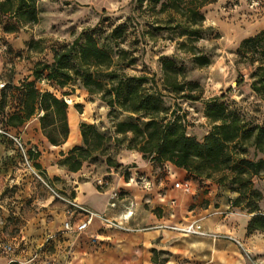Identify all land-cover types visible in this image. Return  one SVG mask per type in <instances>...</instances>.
Returning <instances> with one entry per match:
<instances>
[{
  "label": "rangeland",
  "instance_id": "374dc122",
  "mask_svg": "<svg viewBox=\"0 0 264 264\" xmlns=\"http://www.w3.org/2000/svg\"><path fill=\"white\" fill-rule=\"evenodd\" d=\"M149 4V0L143 3H136L134 0H36L39 11L37 22L24 24L19 30L12 32L3 30L6 18L0 23V75L11 82L16 76L25 78L38 60L51 59L54 47L70 44L83 30L94 31L99 44L110 48L115 60L118 49L126 50L127 54L119 63L126 73L148 76L154 74L157 85L164 95L165 104L170 108H179L178 113L184 115L189 135L202 139L211 129L212 123L205 116V107L214 97H219V101L236 111L244 122L264 125V100L250 87V73L254 65H250L243 56L236 53L242 38L264 28V0H215L201 8L204 18L193 24L186 18L181 8L176 10L169 7L159 11V2L155 4V8ZM9 21L13 19L10 18ZM116 25L123 27V35L114 40L110 36V31ZM191 29H198L199 36L188 41L187 36ZM193 51L208 55L211 62L199 66L193 59ZM162 57H172L176 64L182 67L177 75L178 81H191L198 85L192 89L194 94L201 95L198 100L182 99L179 97L181 93L173 94L164 89ZM131 58H135V61L126 65ZM237 80L241 82L237 83ZM63 91L70 92L71 96L67 97L72 98L70 105L79 113L85 110V113L94 118L93 122L88 123H94L96 128L104 133L114 135V123L129 118L126 112L118 110L111 112L99 94H89L86 89L81 90L78 82L74 86L68 85L61 90L57 89L60 96ZM221 94L223 97H220ZM11 96H13L11 92H7L0 104V121L6 118L3 110L10 104ZM80 102L84 103V109ZM77 104H80V107ZM125 149L120 144L114 145L111 142L105 153L117 159L121 150ZM243 156L251 158L253 148L248 146ZM104 158L105 155H99L96 160L85 161L82 167L100 171L106 166ZM10 166L12 173L16 171L20 180L18 182L6 180L0 196L6 200L5 204L11 203L12 200L22 201L20 215L31 208L37 213L38 210L30 205L33 192L40 198L53 194L51 206L54 208L59 209L66 204L60 197L64 196L63 190L52 182L56 181V178L48 177L44 169L34 165L39 175L37 176L26 169L14 155ZM153 174L156 175L157 183L160 180L165 183L170 170L168 166L157 165L154 166ZM12 176L13 174L10 175ZM84 178L85 176H82V179ZM217 178L219 177L215 176L210 180L216 183ZM204 180L205 178L197 179L200 191H208L211 185ZM251 180L252 188L262 193L256 203L259 209L264 211V174L252 176ZM50 186L57 192H52ZM220 188L224 197L223 203L230 205L228 201L235 198L237 192L231 191L223 184H220ZM217 201L218 203L214 199L208 208L209 200L203 199V213L181 218L176 224L185 226L197 220L196 223L203 229L200 222L213 217L216 226L227 225L225 229H215L213 233L230 234L235 225L234 221L238 222L237 219L230 217L231 214L247 213L250 217L252 215L248 212L249 207L245 205V200L238 206L229 207L221 205L222 201ZM138 212L141 214L140 218H143L140 223L146 227L159 223L169 224L165 220L157 222L148 219L151 213L157 216L162 214V208L155 206L150 200L143 202ZM50 216L52 214L49 213L48 218ZM181 232L186 239L179 240L178 246L184 255L179 261L170 264H252L239 245L242 256L238 254L235 257L228 248L222 250L208 248L205 237L200 234L183 230ZM168 256L169 251L164 250L159 259L166 257L167 260Z\"/></svg>",
  "mask_w": 264,
  "mask_h": 264
},
{
  "label": "trees",
  "instance_id": "16d2710c",
  "mask_svg": "<svg viewBox=\"0 0 264 264\" xmlns=\"http://www.w3.org/2000/svg\"><path fill=\"white\" fill-rule=\"evenodd\" d=\"M134 1L143 3L148 0ZM213 1L215 0H149V5L155 8V4L159 2V11L169 7L176 10L181 8L193 24L203 20L201 8ZM38 13L36 0H0V23L6 18L3 23L5 32L17 31L24 24L37 22ZM10 18L13 21H9ZM189 31L187 40L197 39L199 30ZM122 35L121 25L114 26L110 31L114 40ZM192 53L199 66L211 62L206 54L197 51ZM236 53L243 56L250 65H254L250 73V87L264 100V28L242 38ZM117 54L115 60L111 49L99 44L94 31L83 30L70 44L54 47L50 60H38L35 63L33 79L23 81L18 87L14 86L19 93L23 114L15 111L0 121V125L20 132L15 126L31 115L42 112L39 120L43 134L52 144L63 143L69 135L68 102L65 97L70 92L63 91L62 96H58L50 89H41L37 82L44 80L49 87L60 90L78 82L89 94H99L111 112H126L129 118L114 123V135L100 131L94 123L82 122L81 143L72 146L66 153L61 152L58 165L69 171H77L85 161L96 160L99 155H105L106 166L119 169L127 177L128 169L137 165L122 164L105 153L111 142L114 145L120 144L126 149L140 152L142 158L154 166L174 165L183 168L192 179H214L218 176L216 183L219 188L223 184L237 192V196L228 201L230 205L238 206L245 200V205L249 207L248 212L252 215L247 223V232L264 231V211L256 203L262 193L252 188L251 180L252 176L264 174V125L244 122L236 111L219 101V97H214L205 107V116L212 123L211 129L202 139L189 135L184 115L178 113L179 108H170L165 104L154 74L148 76L126 73L119 63L127 52L121 48ZM134 61L135 58H131L126 65ZM161 68L164 73V89L168 92L181 93L179 97L187 100H198L201 97L192 92L198 86L196 83L177 80L182 67L172 57H162ZM240 82L237 80V83ZM10 85L7 83L1 91L0 104L7 91L13 89ZM220 97H223L222 94ZM77 106L80 107V104ZM1 139L11 145L12 158L14 155L20 160L21 155L12 143ZM248 146L253 148L251 158L243 156ZM29 154L33 164L40 168V164L36 162L40 152L29 146ZM163 252L164 250L152 248L154 264L166 262V257L159 259Z\"/></svg>",
  "mask_w": 264,
  "mask_h": 264
},
{
  "label": "crops",
  "instance_id": "0c3cea01",
  "mask_svg": "<svg viewBox=\"0 0 264 264\" xmlns=\"http://www.w3.org/2000/svg\"><path fill=\"white\" fill-rule=\"evenodd\" d=\"M28 73L25 78L16 76L12 82L0 75L13 86V89L7 91L13 96L10 104L3 110L5 117L15 111L23 114L19 98L17 99L19 93L14 86L18 87L23 81L34 78L32 70ZM37 85L41 89L47 88L51 91L54 89L42 82H37ZM81 90L85 89L81 88ZM53 92L60 96L57 89ZM68 96L71 94L65 97L68 102L69 135L63 143L52 144L43 134L39 120L42 112L31 115L15 127L21 132L27 144L40 152L36 162L47 172L48 177L56 178V181L52 180V182L63 190L62 197L72 199L92 210L106 212L110 217L122 218L126 214L124 225L128 229L107 228L99 219H94L83 231H68L64 229V222L72 220L77 223L82 216L76 214L72 219L67 213L68 204L64 199L66 204L57 209L51 206L53 194L40 198L36 192H33L30 205L38 210L37 213L31 208L20 215L22 201L12 200L11 203L5 204L6 200L0 196V264H44L48 259L54 264H154L152 248L169 251L164 264L179 261L184 255L183 250L178 246L179 240L186 238L182 236L184 233L176 222L181 218L203 213V199L209 200L208 208L211 207L214 199L216 203L217 200L222 201L220 204L227 207L226 202L223 203L224 197L218 184L205 179L206 183H211L209 190L200 191L197 179H191L192 191L185 193L174 188L173 183L186 176V170L174 165H168L170 174L166 176L165 183L162 180L157 183L156 175L153 174L154 165L143 159L140 152L131 149L121 150L117 161L122 164L135 163L136 168L151 179L152 185L148 189L136 183H128L123 173L112 167L105 166L100 171L89 170L87 167L69 171L58 165L56 160L61 152L66 153L72 146L81 143V123L94 121L85 110L79 113L73 105H70L72 98L68 99ZM80 104L84 109V103L80 102ZM11 160V145L0 138V194L6 180L15 182L20 180L16 171L12 173ZM82 176L85 178L82 179ZM98 178H103L106 183L99 185ZM49 189L54 193L57 192L51 186ZM114 189H120V194L116 207H110V196ZM147 200L162 208L161 215L151 213L148 219L157 222L165 220L169 224L159 223L151 226L153 228L149 230L151 227L140 223L143 218H140L141 214L138 211L141 204ZM49 213L52 216L48 218ZM230 217L237 219L238 222L234 221L235 225L229 235L240 240L251 254L264 258V231L254 230L247 233L246 227L250 218L247 213H233ZM200 223L203 230L209 233L227 227L226 224L216 226L213 217L205 218ZM202 236L205 237L208 248L218 250L228 248L235 257L238 254L242 256L241 249L234 239L214 238L209 234ZM5 244H11L13 251L5 252L3 249Z\"/></svg>",
  "mask_w": 264,
  "mask_h": 264
},
{
  "label": "built area",
  "instance_id": "2783aa9c",
  "mask_svg": "<svg viewBox=\"0 0 264 264\" xmlns=\"http://www.w3.org/2000/svg\"><path fill=\"white\" fill-rule=\"evenodd\" d=\"M40 82L45 83L44 80H41ZM7 81L4 80L0 76V93L1 91L6 87ZM0 138H4L6 140H9L12 145L19 151L20 153V161L22 164L28 169L29 171L35 173L37 176L38 172L34 168L33 160L30 157L29 154V146L24 141L23 136L21 132H18L17 130L13 129L12 127H3L0 125ZM32 150H34L32 148ZM125 179L128 181V183H136L141 185L144 189H148L152 185L151 179L145 174L140 172L136 167H130L128 169V175L127 177L123 173ZM191 177L188 175L179 178L174 181L173 187L180 189L181 191L185 193H190L192 191V182ZM97 183L99 185H103L106 183V181L103 178H98ZM120 194V189H114L111 192L109 206L110 207H116L117 205V199ZM58 195V194H57ZM59 196V195H58ZM62 199H64L68 204L67 213L72 217V219L75 217L76 214L82 216L80 220L77 221V223H74L72 220H67L64 222V229L68 231H75L80 232L87 228V226L94 220L99 219L101 223L107 227V228H115V229H128L124 225V220L126 218V214L122 218H114L107 215L106 212H99L92 210L88 208L87 206L78 203L72 199L64 198L60 196ZM228 205L227 207H229ZM197 220L192 221L190 224L181 226V230L192 232L200 235H212L214 238L222 237V238H232L229 234H220V233H209L203 229H201L200 225L196 223ZM234 241L243 249L245 256L248 258V260L252 264H264V258L261 256H257L254 254H251L242 244V242L238 239H234ZM3 249L5 252H12L13 246L11 244H5L3 246ZM44 264H54L52 260L48 259L45 260Z\"/></svg>",
  "mask_w": 264,
  "mask_h": 264
}]
</instances>
